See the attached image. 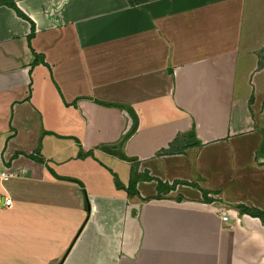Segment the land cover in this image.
I'll return each instance as SVG.
<instances>
[{
  "label": "crops",
  "instance_id": "1",
  "mask_svg": "<svg viewBox=\"0 0 264 264\" xmlns=\"http://www.w3.org/2000/svg\"><path fill=\"white\" fill-rule=\"evenodd\" d=\"M15 4L0 264H264V0Z\"/></svg>",
  "mask_w": 264,
  "mask_h": 264
},
{
  "label": "trees",
  "instance_id": "2",
  "mask_svg": "<svg viewBox=\"0 0 264 264\" xmlns=\"http://www.w3.org/2000/svg\"><path fill=\"white\" fill-rule=\"evenodd\" d=\"M0 4H6L8 5L10 8L14 9L17 14L19 15V17L29 21L31 24H32V28H33V32H32V35L30 38L34 37L35 35V24L25 15L23 14L16 6L15 4V0H0ZM136 124V123H135ZM18 157V154H16L14 156V158L16 159ZM29 158H31L32 160L34 161H37L39 163H45V160L40 156V148L37 150V152L31 156H29ZM53 173V175L57 178V179H61V180H64L63 178L57 176L55 174V172L51 171ZM68 180V179H66ZM116 185L118 188L120 189H125V186L122 185V183L116 179ZM141 180V177L140 176H136L133 178V180L131 181L129 187L127 189H125L129 195H139L138 191H137V183ZM148 180H150V178H148ZM158 189L159 191H162L163 190V184L162 182H159V186H158ZM171 190L170 187L166 188V191L165 192H169ZM86 207H87V212L90 213V204H89V201L88 199H86ZM241 213L243 214H248L252 217H255V218H260L263 222H264V213L263 212H260V211H252V210H249L245 207H241Z\"/></svg>",
  "mask_w": 264,
  "mask_h": 264
},
{
  "label": "built area",
  "instance_id": "3",
  "mask_svg": "<svg viewBox=\"0 0 264 264\" xmlns=\"http://www.w3.org/2000/svg\"><path fill=\"white\" fill-rule=\"evenodd\" d=\"M9 177H10V174L8 172H3V173L0 174V179L2 181L8 180ZM5 207H7V208H12L13 207V200L11 198H6L5 197ZM222 219H223V221L228 222L229 218H228V216H223Z\"/></svg>",
  "mask_w": 264,
  "mask_h": 264
},
{
  "label": "rangeland",
  "instance_id": "4",
  "mask_svg": "<svg viewBox=\"0 0 264 264\" xmlns=\"http://www.w3.org/2000/svg\"><path fill=\"white\" fill-rule=\"evenodd\" d=\"M63 168H59V172H61V173H64L63 172V170H62ZM97 176H99V175H97ZM114 180V182H116L117 180H115V179H113ZM6 188H7V186H5ZM83 187V193H84V186H82ZM9 194V193H8ZM5 195V192L1 189L0 190V198H2L3 196ZM67 202V201H66Z\"/></svg>",
  "mask_w": 264,
  "mask_h": 264
}]
</instances>
